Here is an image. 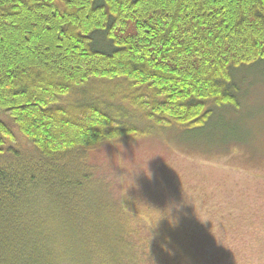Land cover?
Instances as JSON below:
<instances>
[{"label": "trees", "instance_id": "16d2710c", "mask_svg": "<svg viewBox=\"0 0 264 264\" xmlns=\"http://www.w3.org/2000/svg\"><path fill=\"white\" fill-rule=\"evenodd\" d=\"M258 63L264 0H0V264L72 258L50 247L52 212L72 222L82 263L168 264L158 245L136 249L129 217L89 227L103 196L88 156L237 109L231 74ZM174 246L192 264H217L224 248Z\"/></svg>", "mask_w": 264, "mask_h": 264}, {"label": "rangeland", "instance_id": "374dc122", "mask_svg": "<svg viewBox=\"0 0 264 264\" xmlns=\"http://www.w3.org/2000/svg\"><path fill=\"white\" fill-rule=\"evenodd\" d=\"M231 80L238 108L213 109L204 127L156 129L89 154L91 191L103 196L95 197L89 227L103 234L129 217L136 249L158 245L168 264H192L174 245L223 246L217 264H264V63L237 68ZM71 223L52 212L42 227L54 256L85 264L82 244L68 243L79 235Z\"/></svg>", "mask_w": 264, "mask_h": 264}, {"label": "clouds", "instance_id": "9594fccd", "mask_svg": "<svg viewBox=\"0 0 264 264\" xmlns=\"http://www.w3.org/2000/svg\"><path fill=\"white\" fill-rule=\"evenodd\" d=\"M161 218H162V216H161ZM161 218H160V219H161ZM160 219H159V220H160ZM159 220H158V221H159ZM158 221H157V222H158ZM169 223L174 225V224H175V221H174V220H169Z\"/></svg>", "mask_w": 264, "mask_h": 264}]
</instances>
